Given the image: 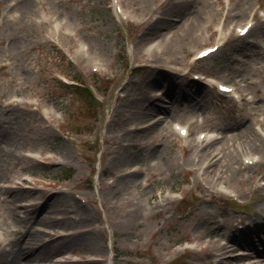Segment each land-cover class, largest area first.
I'll return each instance as SVG.
<instances>
[{
  "label": "rangeland",
  "instance_id": "1",
  "mask_svg": "<svg viewBox=\"0 0 264 264\" xmlns=\"http://www.w3.org/2000/svg\"><path fill=\"white\" fill-rule=\"evenodd\" d=\"M17 1L0 0V128L17 131L20 151L33 166L18 164L8 181H0V236L17 227L26 208L32 210V229L46 230L43 238L55 239L54 246L68 237L59 232L75 234L77 229H65L67 224L37 223L51 215L47 203L30 205L43 193L69 194L88 207L92 216L86 229H93L100 243L93 247L82 235L74 236L76 248L43 264H57L61 256L71 264H213L205 240L228 241V234L246 225L264 226V0H120L124 14L119 17L112 0H29L32 18L15 11ZM250 18L255 23L251 33L237 37L236 25ZM54 23L61 32L52 36ZM154 23L165 27L141 40ZM184 24L185 32L175 34ZM219 39L228 43L194 60L198 50ZM235 43H246L253 53L230 49ZM154 44L164 52L148 57L146 50ZM137 65H142L140 73L134 71ZM187 69L211 77L195 80L182 75ZM60 77L92 86L102 105L89 107L84 96L59 84ZM212 77L233 83L240 99L217 92ZM173 83L196 97L195 109L185 102L162 122L164 128L150 133L142 128L159 115L152 118L141 108L129 124L130 113L140 106L169 104L166 92ZM199 83L202 90L195 94L193 85ZM123 94L129 105L117 115ZM175 123L185 125L187 135ZM244 129L248 135L258 132L259 149L238 135ZM200 132H207L205 140ZM210 138H218L211 147ZM58 144L67 146L66 157L55 151ZM214 148L224 151L213 158H219L215 171L212 165L204 173L211 160L206 150ZM231 152L246 166L234 177L221 165ZM121 153L127 157L119 162ZM254 153L259 161L252 164L245 157ZM119 174H134L138 187L108 189ZM143 187H149V194H140ZM226 190L237 193L239 201ZM136 202L140 207L132 212ZM249 234L262 250L256 232ZM229 244L231 256L251 252ZM254 256L252 264H264V256Z\"/></svg>",
  "mask_w": 264,
  "mask_h": 264
},
{
  "label": "bare ground",
  "instance_id": "2",
  "mask_svg": "<svg viewBox=\"0 0 264 264\" xmlns=\"http://www.w3.org/2000/svg\"><path fill=\"white\" fill-rule=\"evenodd\" d=\"M15 11L19 13L20 16L23 18H32V14L34 11V8L32 6V3L29 0H18L15 4ZM169 9H167L168 11ZM167 13V12H166ZM169 14V13H167ZM148 20V19H147ZM162 25V24H161ZM160 24L154 23L151 25L146 32H144L141 35V40H147V38H151V35L155 34L157 31L161 29ZM184 25H181L176 28L175 34L181 35L183 32H185ZM61 32V28L59 24H52V36L58 35ZM160 44V42H159ZM159 44H154L149 48L146 53L148 57H159L162 55L161 53L164 52V50L159 49ZM246 43H235L230 45V49L240 52H246L247 50H250V53L252 54L253 50L250 49ZM232 56V55H231ZM151 61L153 58H149ZM227 60V57H226ZM193 93H199L202 89V83L200 84H194ZM128 95L123 94L122 102L119 104L116 114H123L124 109L126 106L129 105V98ZM149 96V95H146ZM166 96L169 98L168 102L169 104L165 103H158V102H151L146 107H139V109L135 112L130 113V123L131 125L134 124V121L136 120V116L140 115L141 108L142 111L144 110L146 115H153L152 118L156 115H159L158 119L155 120L153 123H150L142 128V130H146L150 133V131L158 130L159 128H164L166 125H161L162 122H166V119H169L170 116L173 114L174 111H177V109L183 105L186 102V105L189 107H192L195 109L198 105L194 100L195 98L188 97V92L180 86L178 83L170 84V86L167 88ZM153 98L162 99L160 96H152ZM143 111V112H144ZM141 112V113H140ZM134 127H132L129 131V133H132L131 130H133ZM137 128V127H135ZM141 128V127H140ZM248 130L244 129L239 131L238 135L240 137L246 136L245 141H249L251 147L255 149H259L263 142L261 141L262 138L258 135V132L255 134L251 133L248 135ZM260 133V132H259ZM200 134V133H199ZM117 137H113V140L116 141V138L118 139V134H116ZM218 138H210L211 142L209 144V147L212 146L214 141H217ZM21 141L20 136L18 135L16 130L7 129V128H0V181H8L10 179V172L12 173L14 171V168L18 164H22L23 169H31L33 165H30V162L28 159L25 158V156L22 155L20 148H21ZM146 144H143L142 146L145 147ZM214 148L212 151L207 149L206 153L207 156L211 157V160H209L204 168V173L209 171V167L213 165V172L215 171L216 164L218 163V159L213 160V158L218 157L220 153H222L224 150L221 149L219 152L215 150ZM120 150L121 147H118L115 150V158L116 156H120ZM55 151L57 154L63 158L66 157L68 154V148L66 145L58 144L56 145ZM255 153L253 155H246V158H253ZM125 153H121V157L119 162L124 161L126 158ZM239 163V160L235 153H225V158L222 162V166L225 168V171L228 173L229 177L237 175L240 171H242L243 168H246L245 165H242L239 163V166L236 164ZM120 164V163H119ZM119 171L121 172V169L119 167ZM211 171V172H212ZM217 172V171H216ZM214 178V177H213ZM138 180L135 178L134 174H131L129 176H126L125 174H119L118 178L113 180L112 182H108V189L110 188H118L120 186L124 187V190H128L129 188H132L131 186L135 187ZM149 187H143L142 191L140 192L141 195H144L145 193L149 194ZM44 194V193H43ZM38 195V197L33 198L32 200H35L34 202H31L32 205H36L39 202L47 203L50 205V212L51 215H45L39 219H37L38 224L46 225V226H52L57 224H67L69 228L65 229H77V233H66L59 232L60 237H66L63 239V242L60 246H54L53 241L55 239L51 238L48 241L43 238V235L48 233L46 230H43L41 228H35L32 229V223L31 217L29 216L30 212H32L31 209H24L23 211L26 213V215L22 218H19L17 220V224H15L17 227L12 228L9 234L5 235L4 237L0 236V264H43L41 262L51 260L53 257L57 256L61 253V251L67 249L68 251H71L72 249L76 248L77 243L75 241V237L78 235H82V240L85 244L91 245L93 247H97L99 243V239L96 235V232L93 231V229H86V227L91 225V212L88 207L83 205L81 202H77L73 200L69 194L66 195ZM42 198V201H39ZM39 199V200H38ZM166 196L161 200H166ZM38 200V201H37ZM160 202V203H161ZM29 205V204H28ZM27 205V206H28ZM29 205V206H30ZM24 205L23 207H25ZM140 207V203L136 202L133 204L132 212H136ZM255 223V220L251 222V225ZM217 231H220L218 228H216ZM249 231L256 232L257 236L259 237V241L264 244V226L259 227L258 229L253 228L252 226L249 227V225L246 226L245 230H239L234 231L231 234L227 235L228 240L233 241L235 244H237L239 247H247L250 249L251 252H245L242 251V253L237 255H230L228 254L230 249V244L228 241H223L221 238H217L216 236H211L209 240H205L206 244V251L213 255L216 262L213 264H229L234 259H242L247 262V264H252V260L255 259V253H259V255L264 256V248L260 250L259 248H256L255 242L253 239H250ZM58 233V232H57ZM220 233V232H219ZM207 234V233H206ZM204 233V235L206 236ZM75 236V237H74ZM69 238V239H68ZM66 250V251H67ZM57 264H71V261L64 257H59L57 259ZM262 264V263H261Z\"/></svg>",
  "mask_w": 264,
  "mask_h": 264
},
{
  "label": "trees",
  "instance_id": "3",
  "mask_svg": "<svg viewBox=\"0 0 264 264\" xmlns=\"http://www.w3.org/2000/svg\"><path fill=\"white\" fill-rule=\"evenodd\" d=\"M62 87H65L66 89H68V91L76 93V94H80L82 96H84V98L87 100V102L89 103V107L93 108L94 110L100 106L101 104L94 98L93 93L91 91V89L87 86L84 85H74V84H65L62 81H59ZM67 178V177H66Z\"/></svg>",
  "mask_w": 264,
  "mask_h": 264
}]
</instances>
